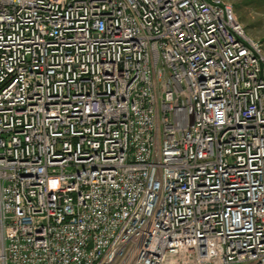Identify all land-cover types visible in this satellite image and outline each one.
<instances>
[{
    "label": "built area",
    "instance_id": "1",
    "mask_svg": "<svg viewBox=\"0 0 264 264\" xmlns=\"http://www.w3.org/2000/svg\"><path fill=\"white\" fill-rule=\"evenodd\" d=\"M0 264H264V52L225 0H0Z\"/></svg>",
    "mask_w": 264,
    "mask_h": 264
},
{
    "label": "rangeland",
    "instance_id": "2",
    "mask_svg": "<svg viewBox=\"0 0 264 264\" xmlns=\"http://www.w3.org/2000/svg\"><path fill=\"white\" fill-rule=\"evenodd\" d=\"M233 9L245 33L258 42L264 52V0H225Z\"/></svg>",
    "mask_w": 264,
    "mask_h": 264
}]
</instances>
